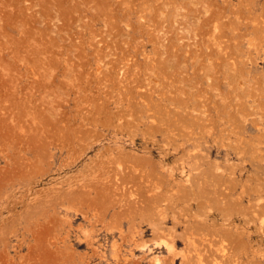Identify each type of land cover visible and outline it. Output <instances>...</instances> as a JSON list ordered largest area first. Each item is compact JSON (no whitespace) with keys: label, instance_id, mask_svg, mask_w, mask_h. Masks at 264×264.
Instances as JSON below:
<instances>
[{"label":"rangeland","instance_id":"rangeland-1","mask_svg":"<svg viewBox=\"0 0 264 264\" xmlns=\"http://www.w3.org/2000/svg\"><path fill=\"white\" fill-rule=\"evenodd\" d=\"M15 155L26 158L20 171ZM114 161L153 173L159 206L144 220L183 208L192 220L230 217L238 227L254 218L250 243L264 264L255 228L264 226V0H0V177L23 174L32 187L25 205L0 201L9 258L21 264L37 229L57 235L51 247L77 264H115L128 208L89 189L91 198L69 199L87 172ZM210 174L227 193L234 184L233 205L207 195ZM39 201L49 217L36 226ZM141 218L140 264H185L179 235L195 233L168 220L154 235ZM220 246L200 264H221Z\"/></svg>","mask_w":264,"mask_h":264},{"label":"bare ground","instance_id":"bare-ground-1","mask_svg":"<svg viewBox=\"0 0 264 264\" xmlns=\"http://www.w3.org/2000/svg\"><path fill=\"white\" fill-rule=\"evenodd\" d=\"M4 148L5 147H2L1 150L4 151ZM17 156H12L11 158L13 159V161L10 160V163L12 166V170L18 169L20 171V167L23 164L25 165L26 158L21 155L20 157ZM117 163L116 161H114V165H107L102 169L87 172L82 177L84 179H87L85 185L80 184L78 186L80 188L78 194H69V199L70 201H73V199L77 200V198L81 200L89 199L92 197V195L84 191L85 189H89L95 192V196H103L105 199H109L112 205L127 207L128 212L125 214V216L124 214H122V218L123 220H125L126 226L123 225V222H120L118 225L120 240L118 243L116 241L112 243L113 249L111 258L113 259L112 261L115 264H140L139 259L135 257L133 252V250H136V248L140 244L136 239V235L139 233V230L136 227V219L137 217L141 218V215H143L145 212L154 213L155 209H157L159 206L157 192L152 186V176L154 175L151 171L145 170L143 169V167L141 168L140 165H120L121 163ZM217 176L215 174L205 176L204 181L207 182V185L210 182L212 184L210 186L214 187L210 192L207 193V195L215 199L214 201L216 202L217 206L222 201H225L224 204L226 205L229 202L228 197H231V192L234 190V184L232 185V183L230 184L226 182L227 186L225 187L229 190L228 193H230L228 194L226 190L221 187L223 186V181L220 183L221 180L218 181L217 179H220L221 176ZM23 177V174L20 175L18 173L8 174L5 178L0 177V201L2 200V206L4 210H9L10 201H13L15 205L26 204L25 197L32 187L30 188V185L25 183L26 181H22ZM233 183L236 182L233 181ZM8 185L10 187L9 190ZM243 186L245 185L243 184ZM18 187L22 188V192H20V194L18 195L19 197L17 199H10L12 195L15 194V188ZM240 188L242 189V191L240 189L241 196L245 193V188ZM248 193L247 196H249ZM251 193L252 192H250L249 194ZM232 195H234V193ZM254 195L257 196L256 193ZM238 196L239 195H237V197ZM233 198L234 197H232V199ZM234 200L236 201V199ZM39 202L41 203L40 208L39 210L35 211V214L37 215V221L35 222L34 220V224L36 223V226H39L41 224V222H39L38 220L39 218L45 220L46 217H49V215L47 214L48 210L46 209V205H44L45 202ZM233 202H229V205ZM72 207L75 211L81 213L84 217H87L85 211H83L79 207H76L75 205H73ZM222 207L224 206H221L219 208ZM228 207L230 208V206ZM183 209H180L178 213H174L170 217H163L159 213V211L156 210L158 216L150 217L147 220H144L142 218L141 219L147 221L154 235L160 236L159 234L165 232L164 225L167 224L168 220L172 221L173 228L175 230L178 226H181V224L184 223L186 228L185 233L189 231H191L190 233H195L196 238L194 239H186V237H188L186 234L179 235L180 237L185 239L184 243L186 244L187 248L185 254H183L182 257V260L185 264H200L204 258L212 256L214 252L217 251V249L213 250L211 246L216 243L221 244L219 248V257L221 258V264L261 263L260 259H258V254H260L258 249H256V247L252 246V243H250L252 240V233L249 231L250 228L248 226L255 223L254 218L249 217L247 214V216L244 218V216L242 215L244 219L242 223L243 225L238 227L233 223V221L235 220L232 221L230 217L225 218L222 222H217L214 217H203V219L201 220H199L198 218H194L198 220H192L190 219V217H188L190 212H188L187 215V212H183ZM189 209L190 208H188V211H190ZM116 214H118V212L115 211L112 215ZM97 221L101 222L102 220L99 219ZM255 228L256 233H258L259 235L264 234V226L262 224H258ZM34 230V243L28 245V253L24 256V259H22L21 264H77V262L73 259V256H71L70 254L59 250L57 246L55 247V249L51 247L52 245H56V240L58 238L57 235L51 236L50 231L46 232L43 235V233H41L39 230ZM169 232H171L172 238L169 239L170 243L165 242V245L169 250H171L173 244L177 243L178 240L176 238L177 235H175L174 231ZM47 237L49 238L47 239ZM63 240L64 237H62V241ZM84 241L88 246L92 247V239L90 237H87ZM0 243H2L3 245L1 246L2 251H0V260L2 261V264H15V261L13 259H10L8 256L6 242L0 241ZM126 245L129 246L128 249L125 247ZM92 249L94 253L97 252L94 248ZM236 250H239L241 255H238ZM163 264L169 263L165 261Z\"/></svg>","mask_w":264,"mask_h":264}]
</instances>
